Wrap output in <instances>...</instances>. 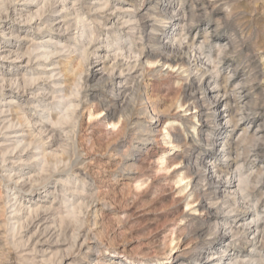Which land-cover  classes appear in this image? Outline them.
Instances as JSON below:
<instances>
[{"label":"rangeland","instance_id":"374dc122","mask_svg":"<svg viewBox=\"0 0 264 264\" xmlns=\"http://www.w3.org/2000/svg\"><path fill=\"white\" fill-rule=\"evenodd\" d=\"M165 1L0 0V264H264V0Z\"/></svg>","mask_w":264,"mask_h":264},{"label":"bare ground","instance_id":"6f19581e","mask_svg":"<svg viewBox=\"0 0 264 264\" xmlns=\"http://www.w3.org/2000/svg\"><path fill=\"white\" fill-rule=\"evenodd\" d=\"M166 3H167V6L165 7V8H162L159 12H158V17H161V18H163L164 16L162 15V14H165V13H167V11L172 7V4H173V1L171 2L170 0H166L165 1ZM79 17V16H78ZM66 18H67V16H66ZM191 21H193V18L191 19ZM82 23H84L83 22V19H81V18H77V20H76V26L77 25H79V26H81L82 25ZM82 28H84L83 30H82ZM80 30L82 31L81 32V35L80 36H77V38L75 39L76 41H79V39L84 35V34H86L87 33V31L85 30V27H84V25L83 26H81L80 27ZM92 35V34H91ZM89 37V36H88ZM92 37L90 38V40L88 41V43H86V44H84V46L85 47H87V46H89L91 43H92ZM88 48V47H87ZM165 48V47H164ZM84 49V48H83ZM165 50V49H164ZM165 53V52H164ZM184 54V51H183V49L180 47V46H178V47H176V48H173V47H168L167 48V53L166 54H159L160 56H159V62H162L164 65H168L170 68H174L175 66H178V65H175L176 64V62L179 60L178 58H180V57H182V55ZM81 56H82V58H85V56H86V50H85V52L84 53H82L81 54ZM47 57V56H46ZM48 59V58H47ZM178 59V60H177ZM84 60V59H83ZM152 64H154V63H152ZM70 66V65H69ZM67 67H68V65H67ZM69 68V67H68ZM72 68V67H71ZM71 70V69H70ZM65 69H64V71H62V72H64L65 73ZM68 71V70H67ZM66 71V72H67ZM62 74V73H61ZM67 74V73H66ZM71 74V73H70ZM79 74V73H78ZM67 75H69V73L67 74ZM67 75H65L66 77H67ZM76 75V74H75ZM71 76V75H70ZM78 77H80V76H78ZM69 78V77H68ZM71 78V77H70ZM65 79H67V78H65ZM77 79V78H76ZM72 80V79H71ZM70 80V81H71ZM78 80V79H77ZM77 80H75V82L77 81ZM67 83V82H66ZM78 83V82H77ZM69 84V83H68ZM68 84H66V85H68ZM74 84H76V83H74ZM71 85V84H70ZM78 86V85H77ZM74 88H75V85H74ZM71 91V90H70ZM79 90H77V91H75V92H78ZM72 93H74V92H72ZM76 94V93H75ZM78 94V93H77ZM203 95V94H202ZM68 96V95H67ZM188 97V96H187ZM204 97V96H203ZM205 97H207L208 98V100H209V103H213L212 102V98L211 97H209L208 95L206 96L205 95ZM189 99V98H188ZM190 101H193V97L191 98L190 97V99L189 100H187V103L186 104H189L190 103ZM180 104H182L181 102H179ZM147 105V104H146ZM145 106V105H144ZM143 107V106H142ZM148 107V106H147ZM182 107V106H181ZM144 108V107H143ZM142 108V109H143ZM145 109V108H144ZM154 110V109H153ZM209 110H211L210 109V107H207L206 108V111H209ZM104 112V111H103ZM146 112V111H145ZM211 112H212V114L213 113H215V112H217V109H216V107H214L212 110H211ZM101 113V112H100ZM208 114H210L209 112H207ZM206 113V114H207ZM103 114V113H102ZM100 114L98 113V116H99ZM153 115H155V114H153ZM211 115V114H210ZM209 116V115H208ZM24 117V116H23ZM64 118H65V116H63ZM214 117V116H213ZM215 117H222L219 113H217V115H215ZM17 118V117H16ZM21 120V121H19V125L20 126H22L23 125V123L25 124V119H24V121H22V118H18V120ZM27 119V118H26ZM66 119V118H65ZM15 120V119H14ZM58 120V119H57ZM26 122H28V121H26ZM235 122V121H234ZM233 122V123H234ZM110 125L112 124V123H109ZM114 125V124H113ZM116 126V124L114 125V127ZM218 126H221V123L220 124H218ZM138 130H140V129H138ZM138 130H137V132H138ZM149 131H151V130H149ZM148 131V132H149ZM142 132V131H141ZM141 132H139L140 134H141ZM146 132V131H145ZM138 133V134H139ZM144 133V132H143ZM147 133V132H146ZM139 134V135H140ZM137 139H138V141H139V143L140 144H147L149 141H150V137L149 136H142V135H140V137H137ZM170 139H171V136H170ZM221 139H223V141H222V143H225L226 145H228V140H224V136H222V138ZM32 142V141H31ZM140 148H141V146H139ZM174 147H180V146H174ZM51 153V152H50ZM54 155V154H53ZM45 156V155H44ZM48 157H49V155H48ZM51 159V158H50ZM54 160V159H53ZM170 162H171V160L168 162V163H166V165H164L163 166V169L164 170H166V171H169L170 169H171V165H169L170 164ZM184 162V160L182 159V161H180V162H178V163H175V166L177 167V166H180L182 163ZM49 163H50V161H49ZM189 165V164H188ZM195 166L197 165V164H194ZM186 166H187V164H186ZM190 168V167H189ZM228 170V169H227ZM218 172L219 173H225L226 171H223V170H221V171H219L218 170ZM176 173V178H177V180H178V182L180 183V182H183L184 180H186L188 177H186L185 175L183 176L182 174L184 173V171H183V169L181 168V170H179L178 172H175ZM229 174V176L228 177H232V175L230 174V173H228ZM202 177V176H201ZM190 178V177H189ZM206 180V179H205ZM212 184V183H211ZM210 185V184H209ZM226 188H227V183H221V182H217V183H215L214 185H212V187H210L209 188V190H208V192H207V194L204 196V197H210V202L212 203V202H219V200H222L223 198L224 199H226V198H230L231 197V195H229V196H227L226 195ZM222 194V195H221ZM195 198L196 199H198L199 200V192L197 193H195ZM202 198V197H201ZM206 199V198H205ZM208 200V199H207ZM236 198L235 197H233L232 199H229L228 201H227V203H229V204H233V203H236ZM195 211H199V210H195ZM18 212H20V209H17L16 211H15V213H18ZM230 214V213H229ZM32 220V219H31ZM25 222H23V224H24ZM22 225V224H21ZM34 225V224H33ZM19 226V225H18ZM24 226V225H23ZM20 227V226H19ZM18 227V228H19ZM23 228V227H22ZM27 229V228H26ZM231 229H234L233 228V226H231ZM237 235V234H236ZM86 240V239H85ZM174 241V240H173ZM198 241V240H197ZM25 243V242H24ZM196 244V243H195ZM24 245V244H23ZM26 246V245H25ZM91 248V247H90ZM264 248V247H263ZM173 250V249H172ZM201 260V256L198 258L197 257V259H196V261L198 262V261H200ZM60 261V260H59Z\"/></svg>","mask_w":264,"mask_h":264}]
</instances>
